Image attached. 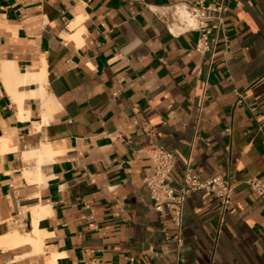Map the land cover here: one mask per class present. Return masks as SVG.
<instances>
[{"label": "crops", "instance_id": "1", "mask_svg": "<svg viewBox=\"0 0 264 264\" xmlns=\"http://www.w3.org/2000/svg\"><path fill=\"white\" fill-rule=\"evenodd\" d=\"M183 1L0 0V240L40 235L0 264H174L169 214L143 184L156 149L175 158V188L187 164L234 185L225 209L186 198L184 264H264V200L247 186L264 180V0H229L226 55L197 54V33L148 10ZM6 64L41 71L42 90L17 88L41 91L21 120Z\"/></svg>", "mask_w": 264, "mask_h": 264}, {"label": "built area", "instance_id": "2", "mask_svg": "<svg viewBox=\"0 0 264 264\" xmlns=\"http://www.w3.org/2000/svg\"><path fill=\"white\" fill-rule=\"evenodd\" d=\"M229 0H217L213 4H205V0L189 2L184 0L162 9L148 8L156 17L167 24L168 32L173 35V25L179 28L178 34L194 32L198 34L194 52L203 55L214 53L221 44L223 55L229 52L225 14ZM245 100L238 95L237 105ZM150 166L143 184L149 192L153 210L157 213L167 211L173 234L167 240V245L175 251L174 264H184L180 255L182 247L183 209L186 198L195 192H208L218 201L221 209L229 206L234 185L221 175L202 178L193 173L187 164L177 188L173 186L172 173L175 165L173 155L156 149L149 157ZM252 194L259 200H264V180L251 179L247 182Z\"/></svg>", "mask_w": 264, "mask_h": 264}, {"label": "bare ground", "instance_id": "3", "mask_svg": "<svg viewBox=\"0 0 264 264\" xmlns=\"http://www.w3.org/2000/svg\"><path fill=\"white\" fill-rule=\"evenodd\" d=\"M173 26H175V25H173ZM177 28V29H176ZM173 32H176L177 30L179 31V28L177 27V26H175L173 29ZM171 30V31H172ZM177 31V32H178ZM13 62V61H12ZM12 65V64H11ZM12 70H13V68H12ZM12 70H11V68L9 67V64H6L5 65V67H4V69H3V74L1 75L2 77H3V79L5 80V82L6 81H8L7 83H9L8 84V86H7V92H8V94L11 96V98H12V101L14 102V103H16L17 105H18V108H19V112H20V115H19V117H20V120L22 119V117H21V113H22V102H23V100H24V98H26L27 96H32V97H34V96H36L37 94H39V93H37L38 91V89L37 90H34V91H37L36 93L33 91L32 93H30L29 95L27 94H20V93H18L17 92V88H19V87H23V86H26V85H28V84H32V83H39V86H41L42 85V80L39 78V77H37V75L38 74H40V72L39 73H36V74H33V75H28V74H26V75H19L18 73L19 72H17L18 70H14V71H16L17 72V74H16V72L14 73V71L12 72ZM1 72V71H0ZM40 76H42V74L40 75ZM43 78V77H42ZM43 83H44V81H43ZM41 84V85H40ZM7 85V84H6ZM42 86H44V84L42 85ZM42 86L41 87H39L40 89L39 90H42ZM43 93V92H42ZM36 94V95H35ZM40 95V94H39ZM42 96V95H41ZM43 96H44V94H43ZM35 98V97H34ZM12 102V103H13ZM43 108V107H42ZM25 113V112H24ZM17 116V115H16ZM1 145H4V144H1ZM1 145H0V147H1ZM1 149V148H0ZM3 149H4V147H3ZM3 149H1V150H3ZM1 153V152H0ZM43 156V155H42ZM33 157H35V158H38L39 159V161H41V163H42V158H41V160H40V155L38 154V153H36V152H31V153H29V154H24V160L25 161H27L28 159H30V158H33ZM37 159V160H38ZM39 163V162H38ZM38 171L39 170H37L34 174L33 173H29V172H25L24 173V177H25V179H26V181L27 182H37L38 183V181H40L39 180V176H38ZM24 179V180H25ZM32 183V184H33ZM29 184V183H28ZM31 184V183H30ZM38 239L39 241H40V235H39V233H37V232H35L34 233V237H33V239L32 238H29V237H27V238H22V237H19V236H13V237H10L9 239H5V240H0V248H6V247H17V246H19V245H21V244H25V243H29V244H31V245H34V246H36L37 244H38V241H36V240Z\"/></svg>", "mask_w": 264, "mask_h": 264}]
</instances>
